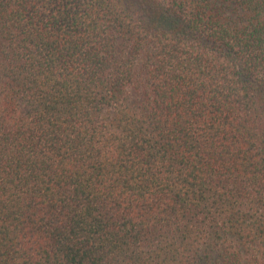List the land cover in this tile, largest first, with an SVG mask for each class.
<instances>
[{"label":"trees","instance_id":"trees-1","mask_svg":"<svg viewBox=\"0 0 264 264\" xmlns=\"http://www.w3.org/2000/svg\"><path fill=\"white\" fill-rule=\"evenodd\" d=\"M0 264H264V0H0Z\"/></svg>","mask_w":264,"mask_h":264}]
</instances>
